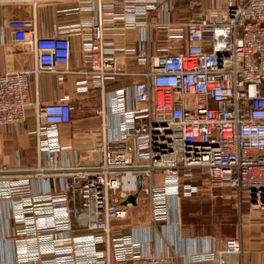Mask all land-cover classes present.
<instances>
[{"label":"built area","instance_id":"1","mask_svg":"<svg viewBox=\"0 0 264 264\" xmlns=\"http://www.w3.org/2000/svg\"><path fill=\"white\" fill-rule=\"evenodd\" d=\"M94 19L75 28L82 77L75 93H99L104 102L74 105L67 97L36 104L27 134L37 152L34 167H0V202L9 203L19 263L178 264V254L143 246L127 228L135 196L146 205L149 229L171 220L172 202L209 190L231 189L240 209L264 211V0H223L204 9L190 0L188 15L173 20L175 0H85ZM34 18L9 19L12 41L30 52L19 70L0 74V127L23 130L31 79L68 73V34L34 33ZM135 37L130 39L128 35ZM127 36L121 42L115 37ZM134 64L129 69V62ZM62 68V69H61ZM125 78L127 84L107 90ZM88 114L96 127H59ZM116 123L109 137L108 121ZM74 163H60L65 152ZM45 156L43 159L42 156ZM54 175L47 191L33 180ZM135 220L134 222H136ZM133 225V224H132ZM131 225V226H132ZM236 238L222 248L185 256L191 264H235Z\"/></svg>","mask_w":264,"mask_h":264},{"label":"crops","instance_id":"2","mask_svg":"<svg viewBox=\"0 0 264 264\" xmlns=\"http://www.w3.org/2000/svg\"><path fill=\"white\" fill-rule=\"evenodd\" d=\"M204 1L210 4L223 0ZM88 5L90 3L85 0H0V74L17 71L31 60L30 52L25 51L12 41L6 28L9 19L33 17L35 22L33 30L37 36H51L54 30H59L60 34H68L71 42L69 72L63 74L62 80L49 73L40 74L36 80L31 79L29 86L31 104L26 110L24 129L0 127V167L4 165L17 166L16 157L21 159L24 166H34L37 156L35 141L27 132L34 126L36 104H48L67 97L74 105L85 106L89 113L91 106L104 102V97L102 98L99 93H92L88 96L75 93V83L82 77V72L85 69L81 64L80 37L75 26L83 20L95 18L92 11L83 9ZM126 37L118 36L114 40L121 42ZM134 37L132 34L128 35L130 39ZM133 66L134 64L130 61L129 69L131 70ZM127 83L124 77L120 78L114 83H108L107 90H113ZM116 85L118 86L116 87ZM97 123L98 121L90 119L88 114L84 118L73 114L71 123L62 125L58 129L61 145L66 146L73 142L72 132L82 128L96 127ZM107 135L109 137L116 135V123L113 120L108 121ZM42 157L45 158L44 155ZM77 158L78 154L68 151L60 156L59 162L74 163ZM52 180L55 186L59 185L57 177L50 175L49 178L33 180L31 190L33 192L47 191L50 186L49 182ZM204 190L209 191L206 188H203L202 191ZM228 190L236 199L235 192L231 189ZM185 199H181L178 205L176 202H172L171 220L161 223L157 231L149 229L150 224L145 218L139 223L133 222L132 228L126 233L132 234L133 239L143 246L161 254L174 252L180 255L177 258L178 264H191L185 258L187 255L204 252L210 248H222L227 237L216 236L212 232L203 233L200 232L201 229L195 230V228L184 224L180 206ZM239 211L240 219L233 226L231 238H236L241 242L242 254L234 260V263L264 264V211L249 212L247 206H240ZM15 229L16 226L11 220L9 203L0 202V264H33L32 262L19 263L16 260L12 242ZM196 264H210V262Z\"/></svg>","mask_w":264,"mask_h":264},{"label":"rangeland","instance_id":"3","mask_svg":"<svg viewBox=\"0 0 264 264\" xmlns=\"http://www.w3.org/2000/svg\"><path fill=\"white\" fill-rule=\"evenodd\" d=\"M197 1V0H194ZM200 1V8L204 9L210 4ZM188 10V8H187ZM188 15V13L186 14ZM184 11L178 16L173 15V20H178L186 17ZM33 166V165H32ZM27 167V166H25ZM34 167V166H33ZM210 191V192H209ZM202 191L200 194L192 198L185 199L181 203V218L185 225L191 228L201 229L200 232H212L216 236L231 238V233L234 224L240 219V209L237 205V200L234 195L226 188ZM180 202V201H179ZM246 202L242 200L241 206L245 207ZM132 215V224L135 220L139 223L143 219H147L148 209L146 205H141L130 212L129 218ZM182 222V223H183ZM131 224V225H132ZM117 229L116 234L126 233L132 227Z\"/></svg>","mask_w":264,"mask_h":264},{"label":"trees","instance_id":"4","mask_svg":"<svg viewBox=\"0 0 264 264\" xmlns=\"http://www.w3.org/2000/svg\"><path fill=\"white\" fill-rule=\"evenodd\" d=\"M189 2H190V0H175L174 14H176V16H177V13H178L177 17H179V15L184 11V13L186 15L188 13L187 8H188V5H189ZM116 81H118V79ZM117 86L118 85H116V87ZM108 88L106 87V89H108Z\"/></svg>","mask_w":264,"mask_h":264},{"label":"water","instance_id":"5","mask_svg":"<svg viewBox=\"0 0 264 264\" xmlns=\"http://www.w3.org/2000/svg\"><path fill=\"white\" fill-rule=\"evenodd\" d=\"M127 202H130L131 203V205H132L131 211L133 213V211L135 210V207H136V204H135V196H129L127 198ZM131 224H132V215L129 218V225H131Z\"/></svg>","mask_w":264,"mask_h":264}]
</instances>
